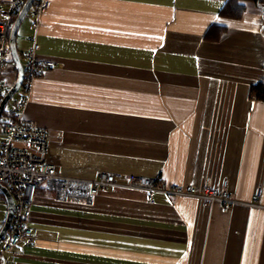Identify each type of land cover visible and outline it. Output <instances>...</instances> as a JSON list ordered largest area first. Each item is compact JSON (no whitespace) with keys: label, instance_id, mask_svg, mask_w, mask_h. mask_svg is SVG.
<instances>
[{"label":"crops","instance_id":"0c3cea01","mask_svg":"<svg viewBox=\"0 0 264 264\" xmlns=\"http://www.w3.org/2000/svg\"><path fill=\"white\" fill-rule=\"evenodd\" d=\"M226 2L47 0L39 17L31 7L15 40L20 63L34 43L54 66L16 101L48 134L44 159L59 176L197 191L226 181L236 204L148 202L119 186L90 203L59 201L41 184L31 238L0 264H264V102L248 97L264 80V5L231 19L220 14ZM16 77L9 59L3 93Z\"/></svg>","mask_w":264,"mask_h":264},{"label":"built area","instance_id":"2783aa9c","mask_svg":"<svg viewBox=\"0 0 264 264\" xmlns=\"http://www.w3.org/2000/svg\"><path fill=\"white\" fill-rule=\"evenodd\" d=\"M24 3L25 0H10L7 5H0V101L3 96L4 69L10 58L8 36L13 18ZM34 5L33 13L39 17L45 13L48 4L47 0H35ZM36 51L37 46L33 43L32 51L24 54L28 60L24 70L25 91L29 90L33 80L44 77L54 66L52 61L37 58ZM25 105L26 99H21L7 109V118L2 129L5 140L0 145V184L11 196L13 215L7 234L0 242V262L3 254L31 238L32 229L28 226L30 206L41 184L51 190L59 201L72 199L90 203L100 191L119 186L145 192L148 202L153 201V195L161 194L193 197L206 206L218 204L223 212H227L236 204L227 190L226 181L221 183V189L203 187L197 191L193 187L166 186L155 179L133 175L127 176L122 184L116 182L114 174L108 173H100L94 180L89 181L63 178L56 173L54 166L44 159L49 142L48 134L23 119ZM19 145H26L29 149H21ZM259 196L260 191L253 203L255 207H259Z\"/></svg>","mask_w":264,"mask_h":264},{"label":"water","instance_id":"95a60500","mask_svg":"<svg viewBox=\"0 0 264 264\" xmlns=\"http://www.w3.org/2000/svg\"><path fill=\"white\" fill-rule=\"evenodd\" d=\"M35 0H26L23 7L17 14L13 25L11 27V30L9 32L8 36V46H9V52L11 60L15 66L17 77L14 82V84L8 89V91L3 95L1 101H0V119L1 116L8 105L11 98L15 95V93L21 88L23 81H24V70L22 68V65L20 63L19 55L16 49V35L17 31L19 29V26L24 19V17L28 14L29 10L31 9L32 5L34 4ZM0 194L4 197L5 203H6V217L5 220L0 227V242L4 239L5 235L7 234V231L10 227L11 221H12V215H13V203L10 194L8 191L0 184Z\"/></svg>","mask_w":264,"mask_h":264},{"label":"trees","instance_id":"16d2710c","mask_svg":"<svg viewBox=\"0 0 264 264\" xmlns=\"http://www.w3.org/2000/svg\"><path fill=\"white\" fill-rule=\"evenodd\" d=\"M247 4H251L254 6L264 5V0H227V2L225 3V5L223 6V8L220 11V14L226 18L237 19V18L241 17L243 12L245 11ZM34 6L35 5L33 4L32 7H34ZM16 16L13 18V22H14ZM9 59L11 60V57ZM11 62H12V60H11ZM24 83H26V80H24L21 88H24ZM7 91H8V89H6L4 91L3 95ZM248 97L252 101H263L264 102V80L258 81L256 84L252 85L249 88ZM6 112L7 111L4 110V112L1 116L2 120L0 119V130L3 129L4 121L7 118Z\"/></svg>","mask_w":264,"mask_h":264},{"label":"rangeland","instance_id":"374dc122","mask_svg":"<svg viewBox=\"0 0 264 264\" xmlns=\"http://www.w3.org/2000/svg\"><path fill=\"white\" fill-rule=\"evenodd\" d=\"M29 17H30V12L25 17V20H27ZM10 65H12V63ZM20 95H21V89H19L15 93V95L11 98V100L9 101L8 105L5 108L6 111L10 107H12L13 104H15L14 102L20 98ZM16 103H17V101H16ZM4 140H5V135L3 134L2 130H0V145L2 142H4ZM5 217H6V203H5L4 197L0 194V227L3 224Z\"/></svg>","mask_w":264,"mask_h":264}]
</instances>
